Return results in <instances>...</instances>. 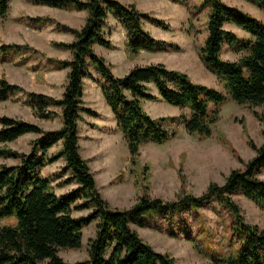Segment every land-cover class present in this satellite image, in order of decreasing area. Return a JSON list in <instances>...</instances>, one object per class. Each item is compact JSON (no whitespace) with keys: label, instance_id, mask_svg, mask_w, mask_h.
Returning a JSON list of instances; mask_svg holds the SVG:
<instances>
[{"label":"trees","instance_id":"16d2710c","mask_svg":"<svg viewBox=\"0 0 264 264\" xmlns=\"http://www.w3.org/2000/svg\"><path fill=\"white\" fill-rule=\"evenodd\" d=\"M31 1L66 9H86L88 15L79 28L56 22L57 29L74 35L71 41H51L58 47L69 49V59L47 58L55 67L68 68L61 96L36 91L26 93V103L35 116L53 119L60 113L61 125L44 130L34 122L0 114V158L18 159L16 163L0 161V264H176L172 255L155 249L132 224L149 226L151 220L163 218L169 227H173L177 217L183 225L182 213L206 204L211 198L231 212L236 245L225 252L211 253L210 264H264V228L245 221L232 196L239 192L264 208V177L258 175L264 168V140L256 145L249 139L256 153L247 159L245 167L232 168L224 183L210 182L200 195L186 192L176 199L163 200L141 194L129 207L122 209L111 207L102 197L87 159L79 152L78 143V122L82 113L96 114L83 103L85 78L95 80L100 87L127 145L131 165L136 163L141 144H161L176 134V127L171 123H182L189 134L208 137L219 118V105L226 100L238 104H263L264 20L224 0H201V5L210 9L207 33L198 48V56L223 83V91L193 81L185 71L169 68L161 62L135 64L123 75H115L105 58L93 47L94 44L113 47L104 30L109 15L124 31L128 58L141 50L180 48L177 43L153 36L144 27V20L162 27L168 24L133 3L120 0ZM171 1L186 3V0ZM247 1L264 11V0ZM9 3L10 0H0L1 20L7 16ZM28 18L31 25L44 19L42 16ZM226 22L237 24L249 35L238 41V36L224 27ZM226 42H234L243 52L235 59L224 58L221 50ZM23 50L33 54L39 51L27 42L0 44L1 52ZM90 67L100 79L94 77ZM153 87L156 92L152 91ZM20 91L25 92L22 86L0 76V99L11 98ZM145 99H162L188 110L177 115L153 117L144 108ZM55 106L60 108L59 113L53 108ZM258 117L262 120V115ZM29 131L38 133L29 141V151H20L8 144ZM262 133L264 137V125ZM58 141H61L59 149L48 154L47 149ZM58 158L64 160L61 172H69L61 183H78L62 195L54 191L51 179L39 171ZM77 199L81 201L75 203ZM73 208H89V211L74 217L71 214ZM9 216H14L15 223H3V219ZM93 220L96 229L88 241V255L74 261L64 259L58 253L59 248H79L82 226Z\"/></svg>","mask_w":264,"mask_h":264},{"label":"rangeland","instance_id":"374dc122","mask_svg":"<svg viewBox=\"0 0 264 264\" xmlns=\"http://www.w3.org/2000/svg\"><path fill=\"white\" fill-rule=\"evenodd\" d=\"M126 1L135 4L143 11H148L152 16L162 18L168 24L167 27L155 25L147 20H144V27L153 36L177 43L180 48L160 51L141 50L128 58L123 42L125 38L123 31L122 37L120 35L111 39L112 43L113 41L119 43L114 42L113 47L106 46L107 48L100 52V55L106 57V62L107 59L111 60L110 68L115 75H123L135 64L161 62L169 68L185 71L193 81L224 91L223 83L203 65L198 56V48L203 44L207 33L209 6H202L201 0H186L185 4L171 0ZM224 1L237 5L253 17L264 20V11L254 3L247 0ZM63 9L57 11L36 7L31 0H11L7 16L3 20L0 19V37H3L0 38V44L27 42L39 50L36 54L23 50L0 55V76L3 75L9 82L19 84L25 91L17 92L8 99H0V114L4 113L28 121L39 118L45 123H35L44 130L58 126L60 119L57 116L53 119L35 116L26 103V93L36 91L54 97L61 95L68 68L55 67L47 58L50 56L63 60L69 59L70 56L68 52L51 53L47 48L54 46L65 49L52 44L51 41L67 42L73 39H57L48 34V31L53 27L57 29V21L79 28L85 23L88 15L76 9ZM28 16H42L44 19L31 25ZM47 17L53 19L47 20L45 19ZM9 19L25 24L27 29L9 30L5 25ZM146 24H149L148 28ZM104 28L109 29V34L113 33V28H108V24ZM245 38L240 39L245 40ZM242 52L243 50L237 49L236 45L225 43L221 55L224 58L235 59ZM90 71L97 80L100 79L94 68L90 67ZM84 83L83 103L95 110L96 114L82 113V118L78 122L79 152L87 159L95 177L96 186L111 207L127 208L141 194L157 196L163 200L176 199L186 192L200 195L210 182L224 183L232 168L245 167L247 159L256 153L250 146L249 139L256 145L264 140L262 133L264 103L238 104L228 99L219 105V118L212 125L210 136L200 137L197 134H189L182 123H171V126L176 127V134L161 144L153 142L141 144L136 163L131 165L127 145L122 133L116 127L100 87L98 86L99 91H96L97 87L93 86V82L92 86L88 80ZM152 91L156 92V89L153 87ZM143 105L153 117L187 112V109L184 110L162 99H145ZM53 108L56 111L59 110ZM257 115H262V120ZM31 139L24 135L13 144L19 150L24 148L20 151L27 152L30 149ZM2 159L4 158H0V161ZM62 165L56 162L42 169V175L51 179L53 189L58 195L64 194L78 184L77 182L61 183V180L69 174L68 171L61 172ZM258 175L264 177V168L260 169ZM232 196L240 206L244 220L264 228V208L239 192L233 193ZM80 201L81 199H77L75 203ZM88 211L89 208H73L71 214L79 217ZM182 218L184 226L175 217L173 227H169L163 218L151 220L152 223L149 226L132 224V227L155 249L172 255L176 264H210L211 253L225 252L236 245L232 232L234 218L231 212L220 205L215 198H211L206 204L195 209H187L182 213ZM15 220V218L14 221L6 219L3 223L13 224ZM95 229V220L83 225L81 246L59 248L58 253L68 261L86 257L88 241L95 235Z\"/></svg>","mask_w":264,"mask_h":264},{"label":"crops","instance_id":"0c3cea01","mask_svg":"<svg viewBox=\"0 0 264 264\" xmlns=\"http://www.w3.org/2000/svg\"><path fill=\"white\" fill-rule=\"evenodd\" d=\"M11 1V0H10ZM122 1V0H121ZM122 2H124V3H128L126 0H123ZM34 4V6H39V7H44V8H50V9H55V10H57V11H59V10H64L63 8H60V7H55V6H49V5H46V4H41V3H33ZM9 6H10V3H9ZM78 11H82L83 13H88V11L86 10V9H80V10H78ZM8 12H9V9H8ZM50 16V15H49ZM107 21H109V22H107V24H108V28H113L112 29V32L113 33H111V34H109L108 32H109V29H105L104 28V30L106 31V36L107 37H109L110 39H112L113 40V37H120V35H121V37H122V33H123V30H122V27L120 26V24L116 21V19L112 16V15H109V17L107 18ZM147 22V21H146ZM147 23H149V22H147ZM47 24H48V22H47ZM5 25H6V28H9V30L10 29H12V30H16V29H21V30H26L27 28V26L25 25V24H22V23H16V22H14L13 20H11V19H9L8 21H6L5 22ZM107 26V25H106ZM146 27L148 28L149 27V24H146ZM224 27L225 28H227V29H230V30H232L237 36H238V41H240V40H242V39H240L241 37H247L249 34H248V32H246L245 30H243L240 26H238L237 24H235V23H233V22H226V23H224ZM16 28V29H15ZM49 33L48 34H50V35H52L53 37H56L57 39H59V38H62V39H67V40H70L71 38H74V35L70 32H65V31H61V30H57V29H55L54 27L53 28H51V30L50 31H48ZM0 38H3V37H0ZM7 39V38H6ZM8 40V39H7ZM12 40H14V39H12ZM119 43V42H117V41H113V43ZM123 42H124V40H123ZM226 43H228V42H226ZM230 45H235V43L234 42H231V43H229ZM47 47V46H46ZM49 48H47V49H49V51L51 52V53H65V52H68L69 53V56L71 57V51L69 50V49H59V48H57V47H54V46H48ZM94 50H95V52L96 53H98V54H100V52H101V50L102 49H106L107 47L106 46H104V45H100V44H94ZM117 48V47H116ZM7 52H11V51H6V52H0V55H3L4 53H7ZM4 55H6V54H4ZM106 58V57H105ZM107 62L109 63V66H111V60L110 59H107ZM64 68H67V67H64ZM88 80V83L92 86L93 84H92V82L94 83V85L93 86H95V87H97V90L96 91H99L98 90V85L96 84V82L95 81H92L91 79H85L84 81H87ZM86 84H87V82H86ZM84 86H85V83H84ZM155 89V88H154ZM64 90V89H63ZM63 92V91H62ZM62 94V93H61ZM84 94H85V87H84V91H83V96H84ZM61 96V95H60ZM83 96H82V98H83ZM103 96V95H102ZM104 98V97H103ZM104 101H105V99H104ZM106 103V102H105ZM106 105L108 106V104L106 103ZM109 107V106H108ZM55 108H57V109H60L58 106H55ZM109 109H110V107H109ZM188 110V108H184V110ZM57 112L59 113V110H57ZM110 112H111V110H110ZM112 113V112H111ZM60 114V113H59ZM57 115V117L60 119V121H59V125L58 126H54L55 128H58L60 125H61V116L60 115ZM114 118V117H113ZM43 120V119H42ZM30 121H33L34 123L36 122V123H40V124H42V123H45L44 121H40L39 120V118L36 120V119H34V120H30ZM80 121V120H79ZM114 121H115V119H114ZM115 124H116V121H115ZM79 127V126H78ZM52 128V127H51ZM184 128V127H183ZM53 129V128H52ZM24 135H27V136H29L30 138H34V137H36L37 135H38V133H36V132H32V131H29V132H26V133H24V134H22V135H20L18 138H20V137H22V136H24ZM18 138H16L15 140H12V141H10V142H8L9 144H10V146H12V147H14V148H17V146H15L14 144H13V142L14 141H16ZM80 141V136L78 137V143H80L79 142ZM61 146V141H58L56 144H54V145H52L51 147H49L48 149H47V153L48 154H51L52 152H54V151H56V150H58L59 149V147ZM18 149V148H17ZM25 149H27V148H25ZM20 150H24V148L23 149H20ZM28 150V149H27ZM26 150V151H27ZM2 160H4V161H6L7 163H16V162H18V159H16V158H4V159H2ZM1 160V161H2ZM56 162H60L61 164H63L64 163V160L62 159V158H58V159H56L55 161H53L52 163H50V164H47V165H45V166H50L51 164H53L54 165V163H56ZM45 166H43L42 168H40L39 169V171H40V173L41 174H43V172H42V169L45 167ZM6 219H13V221H14V216H9V217H7V218H4L3 220L5 221Z\"/></svg>","mask_w":264,"mask_h":264}]
</instances>
